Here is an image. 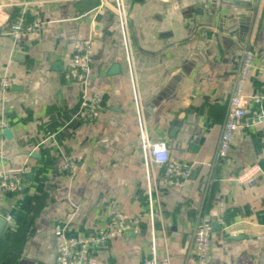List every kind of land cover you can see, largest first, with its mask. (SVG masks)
I'll use <instances>...</instances> for the list:
<instances>
[{
  "label": "crops",
  "instance_id": "obj_1",
  "mask_svg": "<svg viewBox=\"0 0 264 264\" xmlns=\"http://www.w3.org/2000/svg\"><path fill=\"white\" fill-rule=\"evenodd\" d=\"M42 31L13 37L9 16L22 2ZM37 1H42L38 3ZM113 0H0V174L27 165L17 189L0 190V264H57L59 233L84 235L117 215L140 217L137 232L108 238L91 264H141L149 253L148 194L132 89ZM137 82L154 155L193 163L184 187L168 189L157 168L152 200L159 255L184 264L197 213L220 225L205 264H264V0H124ZM89 39L86 81L68 72L76 38ZM255 51L244 88L246 114L227 156L214 154L226 101L242 58ZM99 95L97 116L76 117L85 97ZM4 128V129H5ZM76 157L74 173L59 169ZM257 165L250 182L231 179Z\"/></svg>",
  "mask_w": 264,
  "mask_h": 264
},
{
  "label": "built area",
  "instance_id": "obj_2",
  "mask_svg": "<svg viewBox=\"0 0 264 264\" xmlns=\"http://www.w3.org/2000/svg\"><path fill=\"white\" fill-rule=\"evenodd\" d=\"M42 3V1H37ZM28 1L20 3L19 10L13 16H9V23L6 33L13 37H20L27 33L42 31L50 25L49 19L31 17L26 4ZM113 9L117 15L118 26L124 51L127 74L132 89L133 104L136 115L139 144L143 161L146 188L148 194V226L150 229L149 253L144 256L141 264H171L168 252L159 255L155 238V213L159 206H155L152 200L153 184L155 181L157 168L162 170V183L168 189H179L184 187L187 180L193 173V163L181 159L157 158L154 155V142L148 136L144 106L137 82L134 52L131 44L129 20L124 7V0H113ZM4 7L0 4V25L4 24L2 17ZM242 58L237 67L231 86V91L226 101L221 131L217 141L214 154L207 163L216 164L224 159L229 151L231 139L234 131L241 126V121L246 114V96L244 93L245 84L251 68L254 66L255 51L247 41L241 43ZM93 54L91 52V41L84 38L73 40V48L69 57L68 72L71 77L84 82L87 79ZM13 84L12 77L8 75L0 76V89H6ZM254 102L260 103L264 100V90L251 96ZM100 97L94 94L81 100L76 117H83L92 120L97 116V107ZM7 126L5 119L0 117V132ZM76 157H64L59 164V169L66 173H74L77 168ZM28 169L27 165L6 169L0 174V190L11 192L19 185V175ZM257 165H252L240 171L231 179L238 183L250 182L259 172ZM11 220V216L5 217ZM140 217H127L119 214L107 225L99 226L94 232L84 235H65L59 233L55 243L57 264H91V252L101 246L108 238L118 234H128L137 232L140 227ZM212 218L208 212L200 210L194 219L190 237L186 249L184 264H205L212 244Z\"/></svg>",
  "mask_w": 264,
  "mask_h": 264
},
{
  "label": "water",
  "instance_id": "obj_3",
  "mask_svg": "<svg viewBox=\"0 0 264 264\" xmlns=\"http://www.w3.org/2000/svg\"><path fill=\"white\" fill-rule=\"evenodd\" d=\"M3 133L5 135H8L10 133L8 128L3 129ZM6 219L3 217L2 213L0 214V236L2 233V230L5 226ZM220 225L217 223V221H212V230L219 229Z\"/></svg>",
  "mask_w": 264,
  "mask_h": 264
}]
</instances>
